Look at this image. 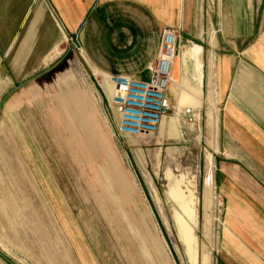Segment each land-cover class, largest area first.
<instances>
[{
  "label": "rangeland",
  "instance_id": "rangeland-1",
  "mask_svg": "<svg viewBox=\"0 0 264 264\" xmlns=\"http://www.w3.org/2000/svg\"><path fill=\"white\" fill-rule=\"evenodd\" d=\"M45 5L0 0V250L16 264H187L166 195L182 179L198 201L199 252L227 262L231 223L217 188L204 222L208 130L196 110L178 114L181 139L120 135L80 30Z\"/></svg>",
  "mask_w": 264,
  "mask_h": 264
},
{
  "label": "crops",
  "instance_id": "crops-1",
  "mask_svg": "<svg viewBox=\"0 0 264 264\" xmlns=\"http://www.w3.org/2000/svg\"><path fill=\"white\" fill-rule=\"evenodd\" d=\"M41 2L62 27L80 30L89 66L106 76L147 80L163 30L178 32L171 106V88L185 89L182 78L200 89L198 109L208 130L203 150L212 157L214 190L231 223L223 246L230 257L217 263L264 264V0ZM244 252L257 254V262Z\"/></svg>",
  "mask_w": 264,
  "mask_h": 264
},
{
  "label": "built area",
  "instance_id": "built-area-1",
  "mask_svg": "<svg viewBox=\"0 0 264 264\" xmlns=\"http://www.w3.org/2000/svg\"><path fill=\"white\" fill-rule=\"evenodd\" d=\"M178 51L177 35L174 30L162 32L158 54L149 66V78L137 80L125 76H108L113 86L110 104L117 114V132L126 137L152 136L159 132L161 121L167 116L193 110L172 108L168 95L171 84L170 69ZM191 121V120H190Z\"/></svg>",
  "mask_w": 264,
  "mask_h": 264
},
{
  "label": "bare ground",
  "instance_id": "bare-ground-1",
  "mask_svg": "<svg viewBox=\"0 0 264 264\" xmlns=\"http://www.w3.org/2000/svg\"><path fill=\"white\" fill-rule=\"evenodd\" d=\"M57 45L58 44H55L54 47L52 48V50H55L57 48ZM101 75H103V74H101ZM95 76L98 77V76H100V74H95ZM103 76H105L106 80H108V76H106V75H103ZM178 83H180V82H178ZM183 84L185 85V89H180V87L178 85H175V86H173V88H171L172 91L170 90L172 92L171 94H174L175 99H176L175 100L176 103H175L174 108L179 110V112L181 111L182 108H189L192 110L198 109L200 107V104H201L200 98L202 95L200 89H198L197 86L195 87V86L189 84V82L187 80L182 78V85ZM107 86L109 87L108 92L111 89V93H112L113 92V86L109 82H108ZM3 91H4V89L0 93H3ZM111 93L108 95V99H110ZM209 101L211 103L212 99L209 98ZM197 106H199V107H197ZM199 111L196 110V112H195V117L198 120L200 119ZM213 114H215V112L213 113V110L211 109L210 112L208 113V122L210 125H211L212 119L214 118ZM178 117H179L178 115H175L174 117H166L165 119L164 118L162 119V121H161L162 127H161V131L159 133V136H158V138H159L158 141H161L165 137V135H167V137H166L167 140L168 139H176V140L181 139L183 134L181 133V131L179 129L180 126H179V118ZM212 124H213V122H212ZM163 131L165 132V135L162 134ZM135 138H137V137H135ZM206 161H207L208 171H207V175H206V177L203 181V184H202V193H201L202 195L201 196H202L203 207L205 210L204 212H206L204 222H205V225H208L209 218H208L207 212H208L209 208L211 207L212 203H214L213 201L215 200V191H214L215 187H214V182H213V174H212L213 160H212L211 155H207ZM166 178L167 179L170 178L169 172L166 173ZM181 183H182V179L181 180H179V179L169 180L167 183V189H166V195H167L168 199H170L175 204L174 207H176L175 209H173V214H172V222H173V226H174V230H175L174 235L176 236V241L182 247L180 249H182V251H183L182 253L184 254V257L186 258L187 264H211L212 263L211 252L209 250H207L206 248H203L201 250V252H199L198 240H197V236L195 234V229H196L197 224H198L197 210H196V205L198 202L197 197L193 194V190H190L193 187L192 188L190 187V189L187 188V190L184 191L180 186ZM187 184H188V182H187ZM153 195L158 200L157 196L155 195V192H153ZM206 229H208V228H206ZM172 230H173V227H172ZM207 234H208V232H207ZM61 235H62L63 240L66 242L62 233H61ZM210 235H212V234H210ZM66 244H67V242H66ZM67 246H68V244H67ZM4 254H6V253H4Z\"/></svg>",
  "mask_w": 264,
  "mask_h": 264
},
{
  "label": "water",
  "instance_id": "water-1",
  "mask_svg": "<svg viewBox=\"0 0 264 264\" xmlns=\"http://www.w3.org/2000/svg\"><path fill=\"white\" fill-rule=\"evenodd\" d=\"M0 259L5 262L6 264H16L15 262H13L10 258H8L5 254L2 253V251L0 250Z\"/></svg>",
  "mask_w": 264,
  "mask_h": 264
}]
</instances>
